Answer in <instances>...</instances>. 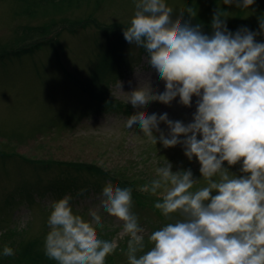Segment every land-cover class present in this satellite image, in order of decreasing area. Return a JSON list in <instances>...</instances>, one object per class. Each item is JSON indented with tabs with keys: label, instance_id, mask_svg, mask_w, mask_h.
Here are the masks:
<instances>
[{
	"label": "clouds",
	"instance_id": "9594fccd",
	"mask_svg": "<svg viewBox=\"0 0 264 264\" xmlns=\"http://www.w3.org/2000/svg\"><path fill=\"white\" fill-rule=\"evenodd\" d=\"M254 2L223 0L242 10ZM134 7L124 38L144 50L146 65L163 89L137 71L138 86L126 92V103L138 111L127 117L125 127H138L149 142L164 148L182 145L190 161H199L202 179H194L190 168L173 171L166 160L155 178L139 187L157 197L154 208L169 221L148 236L152 247L147 251L145 229L132 211L131 187L107 182L88 220L73 212L71 196L54 200L45 256L57 264H105L118 244L98 236L102 209L123 222L127 264H264V42L256 39L264 34V16L258 18V31L233 32L230 15L217 8L207 34L202 23H192L197 17L192 6L174 9L166 0H135ZM117 87L122 90V82ZM193 97L196 107L188 123L144 110L149 102L171 105L177 98L191 108ZM237 164L242 175L230 171ZM201 180L205 186L191 191ZM0 254L12 257L15 251L5 245Z\"/></svg>",
	"mask_w": 264,
	"mask_h": 264
},
{
	"label": "rangeland",
	"instance_id": "374dc122",
	"mask_svg": "<svg viewBox=\"0 0 264 264\" xmlns=\"http://www.w3.org/2000/svg\"><path fill=\"white\" fill-rule=\"evenodd\" d=\"M166 3L174 9L192 4L189 0ZM134 5L135 0H0V240L6 232H15L4 243L14 238L44 241L49 206L65 196L72 197L73 212L88 220V210L99 207L107 182L119 186V181L136 180L139 189L155 178V169L166 160L173 171L190 168L194 179H202L199 161H190L182 145L164 148L159 142H149L138 127H125L127 117L138 111L126 103V92L138 86L137 71L150 77L153 87L163 89V81L147 67L145 53L131 67L118 68L115 78L107 72L106 81L94 75L110 46L107 28L130 22ZM229 10L235 14L236 5ZM259 11L264 12V0H255L245 19H253ZM256 39L264 42V37ZM18 49H23L22 54L6 53ZM119 81L123 91L117 87ZM80 83L108 90L131 113L97 111L98 102ZM178 99L171 105L149 102L144 110L167 112L170 119L188 123L196 97L191 108L180 105ZM160 127L168 131L166 124ZM49 160L52 165L46 168L43 162ZM54 160L93 164L107 174L87 169L62 171ZM241 166L234 165L230 171L242 175ZM205 184L201 180L191 191ZM81 189L86 191L77 195ZM132 197V211L145 229L147 251L152 247L148 236L169 221L154 208L156 196L132 193ZM100 213L104 227H97L98 236L118 244L105 264H127L128 237L120 236L123 222L102 209Z\"/></svg>",
	"mask_w": 264,
	"mask_h": 264
},
{
	"label": "trees",
	"instance_id": "16d2710c",
	"mask_svg": "<svg viewBox=\"0 0 264 264\" xmlns=\"http://www.w3.org/2000/svg\"><path fill=\"white\" fill-rule=\"evenodd\" d=\"M40 1V0H37ZM49 1V0H47ZM192 2V4L188 6H192L194 10L197 12V17L192 19V23H202L203 24V30L207 34H211V21L213 18L214 11L217 10V8H221L222 10H225L228 12V15H230L227 18V25L228 28L235 32L241 27H247L252 31H258L259 30V17L264 16V12L260 14V11L256 13L253 17V19L247 20L246 14L248 12V9H240L237 8L235 14L232 12L230 13V5L223 4V0H189ZM234 5V4H233ZM232 6V5H231ZM187 15V13L185 14ZM129 25V22L123 25H117V26H111L107 28V31L110 32L111 39L109 41V47H107L106 51L104 52L101 60V64L97 66L96 78H100L101 80L106 81L105 79V73L111 74L110 77L114 76V73L117 72L118 68H123L125 70L127 67H131L138 59L140 58L142 53H145L143 49L136 48L134 45H130L124 38L123 35V29L124 27H127ZM257 37H264V34H261ZM28 48V47H27ZM33 48H30V51H32ZM16 51V52H15ZM22 50L18 49L6 53H17L18 55L22 54ZM27 51V50H24ZM111 72V73H110ZM72 78L77 81V77L72 76L69 74ZM100 76H103L101 78ZM109 77V78H110ZM115 78V76L113 77ZM79 82V81H77ZM84 83V82H83ZM82 84V83H80ZM86 91H88L92 98L98 102L96 108L99 112H106V111H125L128 113H131L130 108L123 104L116 99H113V97L109 96L108 90L103 89H95L91 83H88L83 86ZM100 102V103H99ZM55 165L60 166V170L71 172L70 169H74L76 171H81L82 169L87 170H94V171H100L101 173H106L103 169L99 168L98 166H95L93 164H87L83 162L78 161H60V160H54L53 161ZM49 168L51 167V160L48 162H43V166ZM53 167V166H52ZM107 174V173H106ZM120 187H131L133 189L132 193H141L144 197L148 196L150 198L151 195L148 193H143L138 190L137 182L136 180L127 182H117ZM97 185V184H96ZM160 212V210H158ZM13 234H15L14 231H8L6 234H4L3 237L5 239L0 240V253H2L3 247L5 245L10 246L14 249L15 255L12 257H4L2 254H0V264H57L56 261L50 260L47 258L44 254L43 250V239L40 238H33L30 239L27 242H24V239L18 240L14 238V240L7 242L9 239L12 238ZM7 240L5 243L4 241ZM4 243V246L1 244Z\"/></svg>",
	"mask_w": 264,
	"mask_h": 264
}]
</instances>
